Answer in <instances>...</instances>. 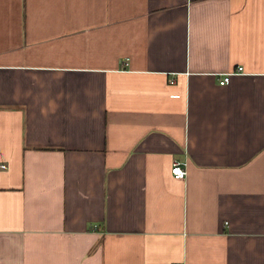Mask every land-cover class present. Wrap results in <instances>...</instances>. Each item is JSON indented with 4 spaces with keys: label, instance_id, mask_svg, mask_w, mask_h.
I'll return each instance as SVG.
<instances>
[{
    "label": "crops",
    "instance_id": "1",
    "mask_svg": "<svg viewBox=\"0 0 264 264\" xmlns=\"http://www.w3.org/2000/svg\"><path fill=\"white\" fill-rule=\"evenodd\" d=\"M179 262L264 264V0H0V264Z\"/></svg>",
    "mask_w": 264,
    "mask_h": 264
},
{
    "label": "built area",
    "instance_id": "2",
    "mask_svg": "<svg viewBox=\"0 0 264 264\" xmlns=\"http://www.w3.org/2000/svg\"><path fill=\"white\" fill-rule=\"evenodd\" d=\"M241 73H243V67L242 66H238L235 70L223 73L222 78L219 80V84L223 85L229 81V78L231 75L241 74ZM171 173H172L174 178L183 179L186 175L185 164L183 162H180V161H174L172 163ZM174 264H184V263L179 262V263H174Z\"/></svg>",
    "mask_w": 264,
    "mask_h": 264
}]
</instances>
